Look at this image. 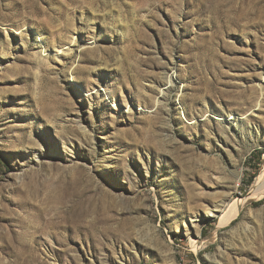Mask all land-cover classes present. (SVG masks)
I'll return each mask as SVG.
<instances>
[{
    "label": "rangeland",
    "instance_id": "374dc122",
    "mask_svg": "<svg viewBox=\"0 0 264 264\" xmlns=\"http://www.w3.org/2000/svg\"><path fill=\"white\" fill-rule=\"evenodd\" d=\"M259 84L264 0H0V264H264Z\"/></svg>",
    "mask_w": 264,
    "mask_h": 264
},
{
    "label": "bare ground",
    "instance_id": "6f19581e",
    "mask_svg": "<svg viewBox=\"0 0 264 264\" xmlns=\"http://www.w3.org/2000/svg\"><path fill=\"white\" fill-rule=\"evenodd\" d=\"M7 42V41H6ZM69 50V49H68ZM261 83V82H259ZM259 87L261 89V93L264 94V86L259 84ZM163 91V90H162ZM230 119V118H229ZM264 194V168H263V171L258 179V184H257V188L255 190V194L253 195V197H257L259 195H263ZM244 201L245 200H238V201H235L229 209H224L225 206H223L221 208V211L220 213H222V220L224 221L225 224H227L231 219H234L240 209L242 208L243 204H244ZM206 216L210 217V216H214V213L207 210L206 212ZM205 243L204 242H198V241H191V245L193 248H196V249H199L201 248Z\"/></svg>",
    "mask_w": 264,
    "mask_h": 264
}]
</instances>
